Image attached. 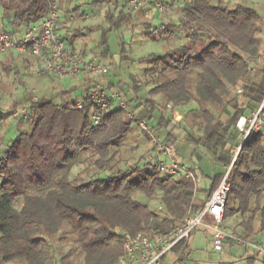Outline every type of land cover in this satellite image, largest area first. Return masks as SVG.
I'll return each instance as SVG.
<instances>
[{"label":"trees","instance_id":"1","mask_svg":"<svg viewBox=\"0 0 264 264\" xmlns=\"http://www.w3.org/2000/svg\"><path fill=\"white\" fill-rule=\"evenodd\" d=\"M49 1L0 0L3 17L13 27L7 31L0 25V30L13 36L30 28L49 12ZM107 2L91 0L89 4L98 8ZM81 8L77 4L65 13L80 14ZM117 11L107 9L103 22L97 25L102 36L98 55L104 62L114 58L108 45L110 33L140 27L134 22L138 18L142 19L144 34L154 39L163 36L171 41L178 28L187 31V39L180 45L141 58L146 63V80L152 84L150 93L160 94L174 105L197 103L203 132L197 136L184 127L186 139L224 167L212 176L208 198L232 164L224 223L240 215V233H234L264 244V128L252 130L244 138V132L236 126L241 116L256 110L264 100V61L254 68V74H250L247 62L249 55L264 52L259 35L262 13L239 2L230 5L223 0H185L179 7V24L171 21L156 25L142 15ZM83 29L77 27L66 38L76 46L84 36ZM18 56L26 67L30 66L28 57ZM11 57L12 67L8 60L3 62L5 70L10 73L15 69L19 76V64ZM130 59L121 40L118 63ZM241 80L248 81L242 94L246 107L232 96L233 87ZM127 84L123 80L110 82L140 118L151 121L161 137L173 118L158 114V102L141 95L142 84L137 77ZM128 89L133 90V96H128ZM74 90L64 89L39 99L32 93L25 95L22 99L29 105L30 115L25 121L20 116L18 124L24 122L26 127L1 144L0 264H118L125 251V232L167 233L204 206L205 201L195 195L193 181L163 174L157 166L147 167L141 162L115 168L120 142L133 123L124 110L116 108L105 112L102 122L94 125L90 115L95 105L86 100L83 108H78L71 97ZM5 117L0 112V132ZM168 138L176 143L172 136ZM85 161L97 174L86 181L73 178V168ZM138 194H143L144 200ZM157 199L166 208L164 216L149 204V200ZM56 237L60 249H56ZM186 242L180 241L171 250H183L181 261Z\"/></svg>","mask_w":264,"mask_h":264},{"label":"built area","instance_id":"2","mask_svg":"<svg viewBox=\"0 0 264 264\" xmlns=\"http://www.w3.org/2000/svg\"><path fill=\"white\" fill-rule=\"evenodd\" d=\"M84 1L89 0H50L49 12L46 16L19 35L12 36L7 31L0 30V51L28 56L32 71L36 76L48 74L56 78H84V81H87L86 88L88 89L83 92L76 103L78 108H83L86 100L95 105L90 115L94 125L102 122L105 112L116 108L124 110L128 119L137 125L152 143V151L145 160L146 166L155 165L163 174L196 183L197 171L176 157L174 145L159 137L148 118H140L137 112L132 109L128 99L118 89L110 86V81L106 78L109 73L108 65L100 57L82 52L66 38V34L71 31V24L75 20L87 17L88 14L81 11L80 14L67 15L65 12L72 10V5ZM184 1L121 0V2H116L109 0L102 8L103 10L114 8L118 10L117 12L124 10L132 15H142L146 19H154L157 14L171 15ZM256 61H264V52L247 57V62L250 65ZM250 71L253 72L251 66ZM247 82V80H241L237 85L236 91L239 95L243 94ZM241 106L246 107V104L243 103ZM21 114L28 117L30 115L29 107L22 108ZM236 126L244 132V138L252 130L263 129L264 100L256 110L241 116ZM240 148L238 147L234 160ZM231 167L232 164L226 168L219 184L211 197L205 201L202 209L181 223L175 224L169 232L155 234L125 232V251L118 264H160L163 256L180 241L188 240L201 227L212 229L214 248L217 250H221L225 241L230 240L236 244L252 247L258 253H264V244H255L245 240L229 231L224 225L225 208L231 189Z\"/></svg>","mask_w":264,"mask_h":264},{"label":"rangeland","instance_id":"3","mask_svg":"<svg viewBox=\"0 0 264 264\" xmlns=\"http://www.w3.org/2000/svg\"><path fill=\"white\" fill-rule=\"evenodd\" d=\"M90 1H84L80 4L82 5L81 10H85L87 17L75 20L70 27L71 32L77 27L84 28V36L77 40L76 46L84 53L93 54L98 56V52L102 49L98 47V43L101 40V30L98 29L97 25L103 22L104 12L102 7L91 8ZM184 1V0H181ZM224 3H229L234 5L235 3H243V0H223ZM248 5L258 9L262 15L263 20L261 23V32L260 36L264 42V0H259L258 2H246ZM244 4V3H243ZM76 5V4H75ZM75 5H72L73 8ZM247 5V4H246ZM102 8V9H101ZM101 9V10H100ZM181 19V14L178 10H175L171 15L162 16L157 14L155 18H151V23L156 25H162L173 21L175 24H179ZM142 20V19H141ZM134 21L137 24H140V27L136 29H122L120 31H113L108 37V45L110 47L111 53L114 58L107 59L105 63L109 67V73L107 74L108 80L118 84L121 80L127 82V85L132 84V77H137L142 84L141 95L148 98H153L158 102L160 110L158 114H164L166 118L179 119L177 124V129L182 130L184 127L191 130L195 135H201L202 130V118L200 115L199 106L196 102H189L181 105H174L168 103L162 95L156 94L153 95L150 93L152 84L148 83L144 75V67L146 63L141 62V58L149 55L150 53H163L171 47H175L185 42L187 39V31L182 28L176 30V35L173 40L168 41L163 39V36H160L158 39H154L150 35H145L142 31L141 23L142 21ZM0 25L5 26L7 31H12V24L8 19L3 17V10L0 8ZM91 28V29H89ZM121 40L126 43V49L131 57L130 60H125L121 63H118L120 55V43ZM13 52L0 51V112L3 115H6L2 130L0 132V148L3 141H10L15 138L19 132V129L25 128L26 125L23 123L18 124V118L23 117V121L27 119L23 114L20 115L22 108L29 105L25 104L23 97L32 93L35 99H39L43 96L52 97L59 94L64 89H75L72 94V99H80L86 85L81 81L82 78H56L54 80L51 75L36 76L31 68V63L29 67H26L25 63L21 62L20 57ZM12 54V55H11ZM14 56L19 66L17 67L20 70L19 76L15 75V69L8 73L5 70L6 65L3 63L8 60V64L12 67L10 62V57ZM23 57H28L26 55H21ZM22 57V58H23ZM12 59V57H11ZM115 61V63H110ZM261 62H252L250 65L253 68V72L250 71V74H254V68L260 66ZM85 84L87 81L85 80ZM238 85V84H237ZM237 85L232 89V96L237 97L241 101V105L246 101L243 100L242 95L237 93ZM128 88H130L128 86ZM128 96L131 97L134 95L133 90L128 89ZM193 108H197V111H191ZM215 110V107H212ZM217 111V110H215ZM181 113L182 118L178 115ZM250 113V112H249ZM249 113H246L247 115ZM154 121H157L156 119ZM153 121V122H154ZM21 122V121H19ZM151 123V121H150ZM130 133L120 142V146L117 150V155L115 158V168H126L129 165H132L136 162H141L145 164L148 154L152 151V143L148 137L133 124ZM165 132L166 129H164ZM189 145V142L182 139L181 146L186 149V146ZM1 151V149H0ZM90 154V153H88ZM89 161H85L73 168L72 177H78L80 180L86 181L90 178L91 175L97 174L95 168L87 165ZM205 171H210L211 173L219 169V166L213 162L212 159L204 157L202 161ZM89 167V168H87ZM138 197L141 200H144L143 194H138ZM150 206L155 209L160 216H164L166 213V208L160 200H149ZM148 233V232H145ZM56 244V249H60L58 244V237L54 239ZM163 260V259H162ZM161 260V263H162ZM169 258L164 264H181L179 261L174 263H169ZM160 263V264H161Z\"/></svg>","mask_w":264,"mask_h":264},{"label":"crops","instance_id":"4","mask_svg":"<svg viewBox=\"0 0 264 264\" xmlns=\"http://www.w3.org/2000/svg\"><path fill=\"white\" fill-rule=\"evenodd\" d=\"M243 1L244 4L248 5L246 2L252 3L258 2L259 0ZM20 33L16 32L14 35H19ZM106 78H108V76ZM81 81H83V84L87 87L84 78L81 79ZM178 115L180 118H182L181 113H178ZM178 123L179 119L177 120L174 118L170 126L166 128L167 132H164L161 138L171 142L174 145L175 154L179 160L185 162L189 167L194 168L197 171L198 178L197 182L195 183L197 187L196 197L201 201H206L208 199L209 190L212 185V176L215 173L222 171L224 167L218 165L219 169H214L212 173L210 171H205L202 164L204 157L212 159L215 164H217L216 160L201 147H198L195 143L188 141L186 139V129H177ZM169 135L175 139V144L168 138ZM182 139L189 142V145L186 146V149L182 148L181 146ZM150 149H152V147H150ZM241 219L242 218L240 215L233 216L228 218L224 225L229 231L240 233L239 223ZM182 252L183 250H180L179 252H168L163 258L161 264H164L168 258L170 260L169 263L179 261L181 264H264V253H258L252 247L229 241L224 244L221 250L215 249L213 243V231L212 229L206 227H201L196 230L194 234L187 240L186 248L184 249L183 261L180 259ZM252 258H255L253 259V262H251Z\"/></svg>","mask_w":264,"mask_h":264}]
</instances>
